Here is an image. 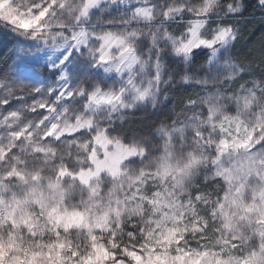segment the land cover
<instances>
[{"label": "clouds", "instance_id": "1", "mask_svg": "<svg viewBox=\"0 0 264 264\" xmlns=\"http://www.w3.org/2000/svg\"><path fill=\"white\" fill-rule=\"evenodd\" d=\"M0 264H264V0H0Z\"/></svg>", "mask_w": 264, "mask_h": 264}, {"label": "snow or ice", "instance_id": "2", "mask_svg": "<svg viewBox=\"0 0 264 264\" xmlns=\"http://www.w3.org/2000/svg\"><path fill=\"white\" fill-rule=\"evenodd\" d=\"M3 2H6V0H3ZM13 20H15V18H13ZM33 23L35 22V19L32 21ZM28 23L27 21H24L22 22L23 26L27 27L28 26ZM93 248H96V245H93ZM104 249H103V246H100V248L97 250V257H99L100 253L103 252ZM105 255L107 254L106 252L104 253ZM73 255H76V253H73ZM129 255H134V253H129ZM86 259H91V257H88ZM137 260L140 259L139 256L136 257Z\"/></svg>", "mask_w": 264, "mask_h": 264}, {"label": "rangeland", "instance_id": "3", "mask_svg": "<svg viewBox=\"0 0 264 264\" xmlns=\"http://www.w3.org/2000/svg\"><path fill=\"white\" fill-rule=\"evenodd\" d=\"M14 17H9V19H13Z\"/></svg>", "mask_w": 264, "mask_h": 264}]
</instances>
